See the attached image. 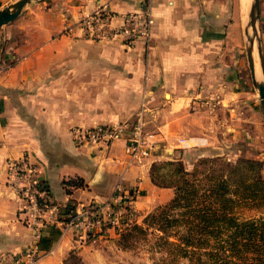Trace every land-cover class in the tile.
<instances>
[{
  "label": "crops",
  "instance_id": "crops-1",
  "mask_svg": "<svg viewBox=\"0 0 264 264\" xmlns=\"http://www.w3.org/2000/svg\"><path fill=\"white\" fill-rule=\"evenodd\" d=\"M43 1L40 20L25 26L22 44L4 45L0 31V257L34 244L39 264H62L70 250L84 264H103L96 247L104 233L83 235L47 222L34 237L19 213V199L6 184V161L25 157L59 205L103 203L118 182L137 187V208L149 210L166 202L172 189L150 182V162L125 168L121 140L107 148H76L68 127L116 121L125 115L101 111H133L144 104L153 110L150 120L145 114L146 125L152 124L160 144L182 146L183 153L212 145L218 153L225 139L220 118L216 123L189 119V125L182 118L192 99L208 97L200 102L221 108L238 92L244 26L240 0ZM100 5L112 15L113 26L126 13L149 11V39L125 46L117 39L81 36L78 16ZM258 27L264 50V0H259ZM69 94L77 97L69 99ZM168 150L163 148L165 156H172ZM76 178L82 186L62 182ZM94 234L97 238H91Z\"/></svg>",
  "mask_w": 264,
  "mask_h": 264
},
{
  "label": "trees",
  "instance_id": "trees-1",
  "mask_svg": "<svg viewBox=\"0 0 264 264\" xmlns=\"http://www.w3.org/2000/svg\"><path fill=\"white\" fill-rule=\"evenodd\" d=\"M261 161L218 154L198 158L186 169L178 159L153 162L150 182L172 189L171 198L119 233L132 245L151 234L159 264H264V176ZM77 181H62L80 187ZM62 264H84L70 250Z\"/></svg>",
  "mask_w": 264,
  "mask_h": 264
},
{
  "label": "built area",
  "instance_id": "built-area-1",
  "mask_svg": "<svg viewBox=\"0 0 264 264\" xmlns=\"http://www.w3.org/2000/svg\"><path fill=\"white\" fill-rule=\"evenodd\" d=\"M111 18L105 5H100L93 12L79 15L76 27L81 36L93 40L117 39L125 46L137 40L146 42L149 39L153 23L149 11L126 13L118 26L111 24ZM144 111V104H141L136 117L129 123L123 121L111 125L99 124L88 129L76 128L72 135L73 143L88 148H107L113 141L121 140L126 158L125 168L134 163H147L160 150V143L156 133L147 128ZM180 143L186 144L182 139ZM5 165L6 184L19 199V213L36 238L40 227L47 222L71 227L83 235L104 233L109 229H125L131 225V203L138 192L137 187H125L118 182L112 195L103 203L88 201L76 207L59 205L46 194L34 166L25 157L8 159ZM38 261L39 255L34 244L18 252L4 253L0 257L1 264H39Z\"/></svg>",
  "mask_w": 264,
  "mask_h": 264
},
{
  "label": "rangeland",
  "instance_id": "rangeland-1",
  "mask_svg": "<svg viewBox=\"0 0 264 264\" xmlns=\"http://www.w3.org/2000/svg\"><path fill=\"white\" fill-rule=\"evenodd\" d=\"M12 1L14 0H4L0 2V8L11 3ZM44 5H45L44 1H30L21 9L20 14L13 21L5 25H2L0 27V31H2L1 43L7 46L10 44L11 45L22 44L23 39L25 37V30H24L25 26L31 27L30 26L31 24H29L30 21L38 22L40 20L39 10H41V8ZM243 13L244 11L241 9V15H243L244 20H246L245 15ZM257 31H258L259 39L261 42L258 24H257ZM242 41L243 42L241 43V46H240V49H241V53H240V59H241L240 74L241 75L239 78L240 83L236 87L238 89V92L233 96L230 102V105L224 103L223 105H221V108L218 106L209 107L207 104L204 105V103L200 102V101H206L208 97L205 99L198 97V98L191 100L194 102L193 103L190 102V104L188 105V107L190 108L186 109V112L183 113L184 116L182 118L183 125H189L187 123L189 119H192V120L197 119V121L201 123V121L210 122L211 120L215 122L216 118H220L221 124L223 125L222 131L225 137L224 141L220 142V145H222L221 146L222 150H219L218 153L213 152L211 148L213 146L210 145L208 146L206 151H204V148H203L202 152L199 150L198 151L196 150V153H187V152L183 153L184 148L182 146L181 147L176 146V147L171 148V143L167 144L166 142H163V144L162 143L160 144V150L155 153L154 157L149 158V160H147L146 161L147 163L145 164H149V162L151 164L153 162H159V161L167 160V159H178L182 162L183 166L186 169H190L192 164L198 158L209 156L210 154H218L224 157L226 160H232V161L240 157L259 160L262 163L261 164V174L264 176V111L261 109L259 105V102L257 100L256 89L252 85L251 79L249 76L246 59L244 55L245 38L243 34H242ZM87 49L88 48H86L85 51H82V52H87ZM261 50L264 56L262 42H261ZM94 52H98V51L94 49ZM254 59H255V73H256L257 79H261L259 60H258L255 45H254ZM67 96H70L69 99H71L72 97H77V95H74V94H69ZM79 96H85V95H79ZM109 96L113 97L115 95L113 94ZM147 108H145L144 112L145 114L148 115V118L150 120L149 114L153 110H151L150 108L149 109ZM139 110H140V107H138L136 110H133V111H129V110L118 111L114 109L112 110L105 109V110H102L101 112L102 113L110 112L112 114L121 113V115H125V116H121L123 118H119L116 121H112L113 123L112 122L106 123L107 125L109 124L111 125V124L120 123L123 121H126L128 123L130 121H133V119L136 117V113ZM189 112L193 113L194 114L193 116H196V117L193 118L192 116H188L190 115ZM193 123L191 124V127H194ZM96 125H99V124H96ZM100 125H104V124H100ZM150 125L148 126L147 124V128L149 130H153L151 129L152 127ZM90 127L92 126L70 125L68 127L70 140L74 147L88 148L85 146H77L76 144H74L72 140L73 139L72 135L74 134V130L76 128L88 129ZM198 128H200V126H198ZM211 128H214L212 123H211ZM186 145L187 143L185 144V146ZM163 148H166L169 150L172 149L173 155L169 157L165 156L166 154L163 152ZM220 151H223V152L221 153ZM158 152H159L158 154L159 156H157ZM74 181H77V180L74 179ZM137 194L138 192L136 193V196ZM135 199L136 197L134 198V201ZM134 201L131 203V209L133 212H132L129 223L130 224H133V223L140 224L143 216L149 211H151L155 206L149 210L145 209L146 210L145 211V210H142L141 208H137L134 204ZM122 231H123V228L119 230L109 229V231L104 232V237L101 238L102 241H98L97 247H96L100 251V255H99L100 258L98 259L99 261L103 262V264H159L158 259L161 256V252L157 247L153 246L154 245L153 235L149 234L146 237V239H143V240L137 238L134 240L132 245H130L129 247H123L121 243H118L119 233H121ZM92 233H96V235L100 234L99 232H92ZM96 235L95 237H91V238H97Z\"/></svg>",
  "mask_w": 264,
  "mask_h": 264
},
{
  "label": "water",
  "instance_id": "water-1",
  "mask_svg": "<svg viewBox=\"0 0 264 264\" xmlns=\"http://www.w3.org/2000/svg\"><path fill=\"white\" fill-rule=\"evenodd\" d=\"M30 1H43V0H14L11 3L0 8V27L13 21L21 12V9ZM259 12V0H250L246 20L243 26L244 42V55L246 64L251 79V83L256 89L257 100L261 109L264 111V56L261 50V42L257 31ZM250 29V33H248ZM253 42L259 60L261 79L255 78L254 62L252 57Z\"/></svg>",
  "mask_w": 264,
  "mask_h": 264
},
{
  "label": "bare ground",
  "instance_id": "bare-ground-1",
  "mask_svg": "<svg viewBox=\"0 0 264 264\" xmlns=\"http://www.w3.org/2000/svg\"><path fill=\"white\" fill-rule=\"evenodd\" d=\"M249 3H250V0H240L241 9L244 11L243 14L245 15V19H246V12H247ZM243 20H244V18H243V15H242V21ZM243 22H245V20ZM248 33H250V29H248ZM254 45H255V43L253 42L252 57H253L254 71H255ZM255 78H257L256 73H255Z\"/></svg>",
  "mask_w": 264,
  "mask_h": 264
}]
</instances>
